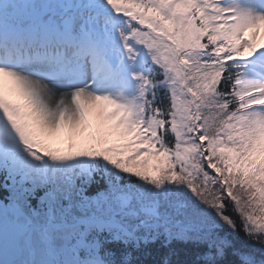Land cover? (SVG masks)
I'll use <instances>...</instances> for the list:
<instances>
[{"label": "snow or ice", "instance_id": "obj_1", "mask_svg": "<svg viewBox=\"0 0 264 264\" xmlns=\"http://www.w3.org/2000/svg\"><path fill=\"white\" fill-rule=\"evenodd\" d=\"M0 264H264V0H0Z\"/></svg>", "mask_w": 264, "mask_h": 264}]
</instances>
